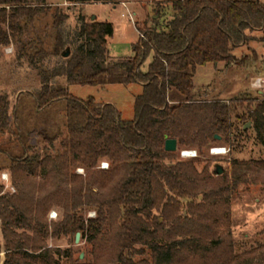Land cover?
Returning a JSON list of instances; mask_svg holds the SVG:
<instances>
[{"label":"trees","instance_id":"1","mask_svg":"<svg viewBox=\"0 0 264 264\" xmlns=\"http://www.w3.org/2000/svg\"><path fill=\"white\" fill-rule=\"evenodd\" d=\"M48 1L0 0V51L15 46L16 65H25L26 79L32 75L38 84L26 94L38 111L65 105L55 154L25 146L21 157L0 167L2 264H84L72 251L48 247V240H75L76 233L91 247V264H251L256 250L238 254L232 230L239 179L234 171L232 182L227 173L217 175L208 152L240 148L247 123L264 147V93L198 100L193 78L199 67L235 64L233 51L264 42V0H155L152 26L136 29L143 38L132 46L134 55L122 59L109 56L112 24L87 20L82 8L125 0H66L67 8ZM72 7L77 13L70 28ZM255 31L263 37L254 39ZM60 80L101 88L140 84L143 90L134 118L122 121L112 104L72 97ZM10 106L8 93L0 94L1 137L10 126ZM39 134L53 147L56 135ZM166 139H175L178 150H196L198 158L166 152ZM102 162L108 170L100 169ZM232 163L233 170L264 172V160ZM7 171L14 193L1 181ZM53 209L57 221L47 218ZM92 211L95 218L86 217Z\"/></svg>","mask_w":264,"mask_h":264},{"label":"rangeland","instance_id":"2","mask_svg":"<svg viewBox=\"0 0 264 264\" xmlns=\"http://www.w3.org/2000/svg\"><path fill=\"white\" fill-rule=\"evenodd\" d=\"M136 2L135 0H125L120 4H101L89 3L84 6L83 13L87 20H92L104 24L110 23L113 26V37L107 41V49L109 56L114 59H122L132 57L134 55L132 46L138 42L140 38L139 32L135 30L133 23L129 21L126 9L123 3H132L128 9L136 15V29H144L152 26L151 19L153 17L152 2ZM48 4L52 7L67 8L66 0H49ZM77 8L72 7L69 13L70 20L68 25L70 28L74 26L75 14ZM171 14L168 13V21ZM255 39L263 37L262 32L255 31L251 34ZM0 94L8 93L11 109L9 114V128L6 130L4 137L0 136V167L9 165V157H21L25 146L31 147L33 150L45 155L46 153L53 155L58 147V143L64 136L65 125V105L64 102H57L52 107L37 110L35 101L31 96L26 94V90L38 88L32 75L27 74L25 65L18 67L16 65V47L9 46L0 51ZM232 55L236 59L235 64H219L218 66L206 65L199 67L193 78L194 94L198 96V100H230L235 98L240 92L250 93L253 97L256 90H253L251 84L256 78L264 79V42L255 40L248 46H241L233 51ZM153 56H149L143 64V72H146ZM29 80V81H28ZM60 84H64V80H60ZM69 94L80 100L93 98L99 103L112 104L117 111L121 120H132L134 118V102L135 98L140 96L143 87L139 84L128 86L109 85L105 88L72 85L67 86ZM264 93V90H261ZM260 91V92H261ZM262 99H259L261 102ZM15 107V114L12 108ZM235 124V120L233 121ZM246 127L250 132L244 135L239 141L240 148L233 145L227 146L230 153L225 157L211 158L214 162L212 169L216 166L222 168V173H227V179L233 181V171L238 181V187L233 194L231 200V219L234 241L238 254L256 250V255L249 259L251 264H264V172L254 168L233 170V161L254 163L264 160V147L256 140V136L251 129V124ZM40 131L46 132L49 136H57L56 142L50 145L39 134ZM224 145L222 147H225ZM177 153V152H176ZM77 172V170H76ZM8 185H10V171L4 172ZM1 175V179H2ZM2 181V180H1ZM3 183H5L3 181ZM5 185V184H4ZM13 187V186H12ZM15 190V189H14ZM15 192V191H14ZM12 192V193H14ZM56 213L53 209L49 212ZM47 218L49 221H57L56 219ZM88 218H95V212L87 214ZM1 231V222H0ZM0 264L5 259L3 253V239L0 234ZM49 248H57L61 251L69 250L73 253V260L80 259L84 264H91L93 256L92 250L85 241L79 240L75 244L72 238H61L59 241L48 240ZM109 264H112V262Z\"/></svg>","mask_w":264,"mask_h":264},{"label":"built area","instance_id":"3","mask_svg":"<svg viewBox=\"0 0 264 264\" xmlns=\"http://www.w3.org/2000/svg\"><path fill=\"white\" fill-rule=\"evenodd\" d=\"M132 1V0H130ZM132 3H123L122 6L126 9V14L129 16V21L131 23H133L135 30H136V26H135V17L136 15L134 13H131L128 9L129 5ZM137 31V30H136ZM139 32V36L141 38H143V35L140 31ZM251 87L253 90H264V79L262 78H256V80L251 84ZM179 151V158L181 160H192L195 158H198V153L196 150H178ZM230 153V149L228 147H218V146H213L212 148L209 149V156L211 158H219V157H225L226 155H228ZM100 169L101 170H108L109 166L107 163L102 162L100 165ZM77 173L83 175L84 174V170L83 169H77ZM6 176L2 175V182L4 181L6 189H10L11 192H14V188L12 186L8 185L7 179L5 178ZM57 215L54 212H51L49 214V218L51 219H56Z\"/></svg>","mask_w":264,"mask_h":264},{"label":"water","instance_id":"4","mask_svg":"<svg viewBox=\"0 0 264 264\" xmlns=\"http://www.w3.org/2000/svg\"><path fill=\"white\" fill-rule=\"evenodd\" d=\"M92 21H94V18L92 19ZM69 54L70 52L69 51H66L64 54H63V57L67 58L69 57ZM249 124H246L244 126V128L248 127ZM216 139L217 140H220L219 137L216 136ZM163 148L165 149L166 152L168 153H173L175 154L177 151H178V148H177V141L174 139H166L165 142H164V146ZM222 168L220 166H216V173L217 175H222ZM81 238V234L79 233H76V238H75V244H77L79 242Z\"/></svg>","mask_w":264,"mask_h":264},{"label":"crops","instance_id":"5","mask_svg":"<svg viewBox=\"0 0 264 264\" xmlns=\"http://www.w3.org/2000/svg\"><path fill=\"white\" fill-rule=\"evenodd\" d=\"M114 8H116V6H113ZM96 18H94V20H95Z\"/></svg>","mask_w":264,"mask_h":264}]
</instances>
